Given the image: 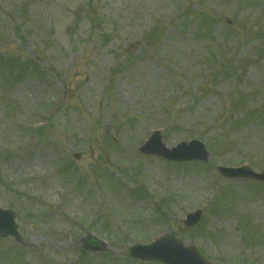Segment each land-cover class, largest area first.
<instances>
[{"label":"rangeland","instance_id":"obj_1","mask_svg":"<svg viewBox=\"0 0 264 264\" xmlns=\"http://www.w3.org/2000/svg\"><path fill=\"white\" fill-rule=\"evenodd\" d=\"M157 130L209 159L140 154ZM242 165L264 170V0H0V208L21 236L0 264H154L123 251L163 234L264 264V185L217 171Z\"/></svg>","mask_w":264,"mask_h":264},{"label":"water","instance_id":"obj_2","mask_svg":"<svg viewBox=\"0 0 264 264\" xmlns=\"http://www.w3.org/2000/svg\"><path fill=\"white\" fill-rule=\"evenodd\" d=\"M143 154L160 156L170 161L206 160L208 154L198 142L181 144L174 149L168 150L161 143L156 134L149 143L141 150ZM226 178H244L264 183V172L255 174L250 170L241 168L237 170H221ZM199 220V213L187 216L185 225L192 226ZM15 237L19 240L14 223V213L0 210V237ZM89 245H96L95 241H88ZM125 255L134 260L152 261L160 264H209L193 248H185L176 239L163 236L148 245L136 244L126 248Z\"/></svg>","mask_w":264,"mask_h":264}]
</instances>
